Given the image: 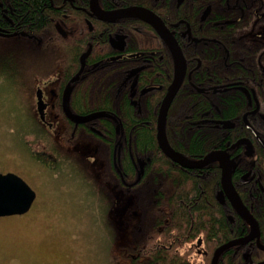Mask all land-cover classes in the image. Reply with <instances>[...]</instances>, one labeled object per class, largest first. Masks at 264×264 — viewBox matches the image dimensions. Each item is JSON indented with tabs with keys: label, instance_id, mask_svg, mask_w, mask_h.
I'll use <instances>...</instances> for the list:
<instances>
[{
	"label": "flooded vegetation",
	"instance_id": "1",
	"mask_svg": "<svg viewBox=\"0 0 264 264\" xmlns=\"http://www.w3.org/2000/svg\"><path fill=\"white\" fill-rule=\"evenodd\" d=\"M32 1L46 13L43 24L21 19L17 0H0V46L15 41L26 46L20 83L30 90L34 117L43 128L39 151L31 159L49 170L36 156L48 159L51 171L61 162L92 159L105 200L111 204L116 194L127 198L123 211L134 219L121 243L126 264L150 261L133 238L144 216L160 220L154 250H172L168 257L185 264H211L216 250L235 241L242 242L223 251L216 264L224 257L264 264V218L256 215L264 206V0ZM134 8L163 24L175 54L150 23L118 14ZM178 80L165 115V138L176 154L197 165L173 161L157 140L162 102ZM72 117L87 121L75 123ZM145 127L152 129L154 151L137 148V130ZM205 139L211 147L200 157L190 154L189 141ZM99 148L113 162L107 181L100 177L105 165L97 156ZM209 154L225 160L231 186L256 222L255 231L222 188L220 156L201 163ZM162 159L168 174L207 180L216 170L214 200L240 220L241 233L214 246L197 237L180 249L175 231L164 228L175 213V183L153 176L152 162ZM205 194L202 189L200 195Z\"/></svg>",
	"mask_w": 264,
	"mask_h": 264
},
{
	"label": "rangeland",
	"instance_id": "2",
	"mask_svg": "<svg viewBox=\"0 0 264 264\" xmlns=\"http://www.w3.org/2000/svg\"><path fill=\"white\" fill-rule=\"evenodd\" d=\"M15 42L0 46V174L16 175L36 197L27 213L0 218V264H126L121 243L134 219L124 214L127 198L105 200L92 159L55 171L31 159L43 128L15 76L28 61L26 46Z\"/></svg>",
	"mask_w": 264,
	"mask_h": 264
},
{
	"label": "trees",
	"instance_id": "3",
	"mask_svg": "<svg viewBox=\"0 0 264 264\" xmlns=\"http://www.w3.org/2000/svg\"><path fill=\"white\" fill-rule=\"evenodd\" d=\"M18 4V16L21 19H31L33 24L40 25L45 21L46 13H41L36 10L38 2L32 0H17ZM23 65L16 66V70L19 72V76L24 78L22 73ZM151 128H139L137 130V148L139 151H154L156 150V144L154 142V136ZM111 134V131L109 132ZM210 145V141L191 140L189 141L190 154L194 157H200L204 151H206ZM98 158L104 161V171H102L100 177L102 181H107L108 170L112 169L113 162L111 158L106 156L99 148ZM38 162L41 165H46L51 171V165L49 160L41 156H36ZM156 158V157H155ZM163 160V161H162ZM155 160L153 176L155 179L159 177L162 182L175 183L176 193L172 203L174 207L173 217L171 222L164 228L175 231L174 238L177 246L181 249L184 242H194L197 237H201L205 246H214L220 244L222 240L231 239L238 233H241L240 220L232 213L230 209L226 211L214 200L215 191L218 188V173L216 170L209 172L207 180H201L196 177H189L183 173L168 174L164 171L166 166L165 159ZM100 182V180H99ZM98 182V183H99ZM170 191V188L168 186ZM205 190V196L200 195V191ZM261 210L256 211L257 217L264 218V206L259 205ZM230 215L232 217H230ZM263 223L264 221L261 220ZM160 224V220L148 218L146 216L138 223V230L133 229V238L136 246L144 247V256L149 259L148 264H185L179 258L168 257L172 254V250L169 252L154 250L155 248V233L154 230L157 225ZM229 229L237 230L236 234L230 233ZM163 239V237H161ZM264 243V236H263ZM178 249V248H177ZM122 253V252H121ZM179 255V253L177 254ZM169 260H171L170 263ZM219 264H240V261L235 259L229 260V257H224Z\"/></svg>",
	"mask_w": 264,
	"mask_h": 264
},
{
	"label": "water",
	"instance_id": "4",
	"mask_svg": "<svg viewBox=\"0 0 264 264\" xmlns=\"http://www.w3.org/2000/svg\"><path fill=\"white\" fill-rule=\"evenodd\" d=\"M118 14L119 16L138 17L150 23V25L154 27V29L158 32L160 37L168 44L172 52L175 54V46H176L175 43L171 41L163 24L157 18L155 19L154 15H152L151 13H148L147 11L136 9V8L120 11ZM177 57L179 56L177 55ZM180 58H181V55H180ZM178 87H179V80L177 81L176 84L173 83L170 86V88L168 89V93L162 102L160 115L158 119V125H157V140H158L160 149L164 152V154L167 157H169L173 161H176L183 166L197 165V163L188 162L184 158L176 154L170 148L165 138L164 124H165L166 111ZM38 100H39V97H38ZM39 106L40 104L38 102L37 104L38 111H40ZM64 109H65L66 114H68L66 105L64 106ZM71 120L75 123H80V122L87 121V118L83 119V118H73L72 117ZM219 156L220 158H218V160L222 164L221 184L231 204V207L234 209V211L237 214H239L242 218H244L250 224L253 231H255L256 222L250 216L247 209L242 205L239 198L236 196L231 186L230 180L228 178L225 164H223V161L225 162V160L222 158V155L209 154L207 157H205V159L201 163H207L211 159H217V157ZM34 200H35V193L19 177L13 174H5V175L0 174V218L11 217V216H21L27 213L30 210ZM241 242L242 241L231 242V243H228L222 246L218 250H216L213 255L211 264H216L219 255L223 251Z\"/></svg>",
	"mask_w": 264,
	"mask_h": 264
}]
</instances>
